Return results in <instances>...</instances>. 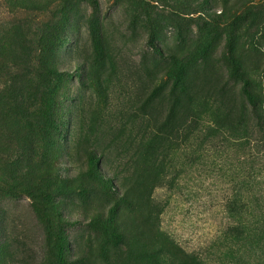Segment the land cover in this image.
Returning <instances> with one entry per match:
<instances>
[{
    "label": "rangeland",
    "instance_id": "374dc122",
    "mask_svg": "<svg viewBox=\"0 0 264 264\" xmlns=\"http://www.w3.org/2000/svg\"><path fill=\"white\" fill-rule=\"evenodd\" d=\"M0 52V264H264V0H0Z\"/></svg>",
    "mask_w": 264,
    "mask_h": 264
},
{
    "label": "trees",
    "instance_id": "16d2710c",
    "mask_svg": "<svg viewBox=\"0 0 264 264\" xmlns=\"http://www.w3.org/2000/svg\"><path fill=\"white\" fill-rule=\"evenodd\" d=\"M98 37V35H96ZM0 56H1V52H0ZM230 74L232 76V78L236 81H240L242 83V92L248 102V105L255 109L257 107V103H258V95L257 93H255L251 87H250V81L248 79V77L245 75V73L241 70L240 64L239 62L233 58L232 61L230 62ZM87 154L90 160V166L89 169L86 171V174L83 175H89V176H94V177H99V172H98V168H97V151L95 149H87ZM83 180V178H82ZM7 192V188L5 185H1L0 183V194L6 193ZM122 201L124 203H129V197L125 196L124 198H122Z\"/></svg>",
    "mask_w": 264,
    "mask_h": 264
}]
</instances>
